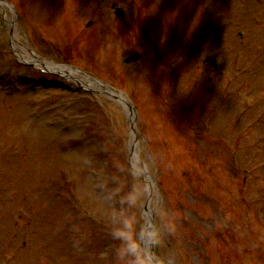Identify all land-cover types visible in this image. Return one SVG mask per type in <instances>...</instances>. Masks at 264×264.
Returning a JSON list of instances; mask_svg holds the SVG:
<instances>
[{
  "label": "rangeland",
  "instance_id": "rangeland-1",
  "mask_svg": "<svg viewBox=\"0 0 264 264\" xmlns=\"http://www.w3.org/2000/svg\"><path fill=\"white\" fill-rule=\"evenodd\" d=\"M4 1L0 264H151L148 196L157 263L264 264V62L248 59L264 51V0ZM212 37L229 52L209 82L196 49ZM30 52L124 92L134 133L117 101L40 73L18 57ZM246 58L215 116L211 95Z\"/></svg>",
  "mask_w": 264,
  "mask_h": 264
},
{
  "label": "bare ground",
  "instance_id": "bare-ground-1",
  "mask_svg": "<svg viewBox=\"0 0 264 264\" xmlns=\"http://www.w3.org/2000/svg\"><path fill=\"white\" fill-rule=\"evenodd\" d=\"M27 57L33 59V57L30 54L26 55ZM51 69H56L55 67H51ZM57 70H64L62 67H57ZM63 71H61L62 73ZM143 248L146 252H149V247L147 246V242H143Z\"/></svg>",
  "mask_w": 264,
  "mask_h": 264
},
{
  "label": "water",
  "instance_id": "water-1",
  "mask_svg": "<svg viewBox=\"0 0 264 264\" xmlns=\"http://www.w3.org/2000/svg\"><path fill=\"white\" fill-rule=\"evenodd\" d=\"M137 57H138V55H133L132 57L126 59V61L135 60V59H137ZM129 111H130V113L133 111V109L130 106H129ZM130 123H131V126H132V120L130 121Z\"/></svg>",
  "mask_w": 264,
  "mask_h": 264
}]
</instances>
